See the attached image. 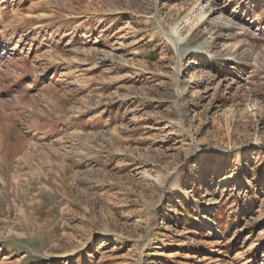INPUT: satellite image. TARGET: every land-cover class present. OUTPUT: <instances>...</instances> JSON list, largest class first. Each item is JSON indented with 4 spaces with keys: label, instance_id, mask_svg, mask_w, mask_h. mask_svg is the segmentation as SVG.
<instances>
[{
    "label": "rangeland",
    "instance_id": "rangeland-1",
    "mask_svg": "<svg viewBox=\"0 0 264 264\" xmlns=\"http://www.w3.org/2000/svg\"><path fill=\"white\" fill-rule=\"evenodd\" d=\"M0 264H264V0H0Z\"/></svg>",
    "mask_w": 264,
    "mask_h": 264
},
{
    "label": "bare ground",
    "instance_id": "bare-ground-1",
    "mask_svg": "<svg viewBox=\"0 0 264 264\" xmlns=\"http://www.w3.org/2000/svg\"><path fill=\"white\" fill-rule=\"evenodd\" d=\"M171 40V39H170ZM172 42V41H171ZM174 45V44H173ZM180 55H182L181 57L185 56V50H182V52H180ZM219 167V166H218ZM217 167H214V169Z\"/></svg>",
    "mask_w": 264,
    "mask_h": 264
}]
</instances>
